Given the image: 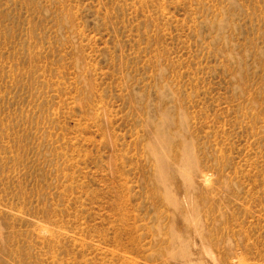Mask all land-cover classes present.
<instances>
[{
	"label": "rangeland",
	"instance_id": "1",
	"mask_svg": "<svg viewBox=\"0 0 264 264\" xmlns=\"http://www.w3.org/2000/svg\"><path fill=\"white\" fill-rule=\"evenodd\" d=\"M0 264H264V0H0Z\"/></svg>",
	"mask_w": 264,
	"mask_h": 264
},
{
	"label": "bare ground",
	"instance_id": "2",
	"mask_svg": "<svg viewBox=\"0 0 264 264\" xmlns=\"http://www.w3.org/2000/svg\"><path fill=\"white\" fill-rule=\"evenodd\" d=\"M190 158V157H189ZM181 159V158H180ZM188 160V157L186 158ZM182 161V160H181ZM190 161V160H189ZM188 162V161H187ZM191 163V162H190Z\"/></svg>",
	"mask_w": 264,
	"mask_h": 264
}]
</instances>
